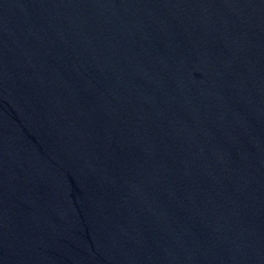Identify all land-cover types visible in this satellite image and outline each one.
Returning <instances> with one entry per match:
<instances>
[{"label": "water", "instance_id": "obj_1", "mask_svg": "<svg viewBox=\"0 0 264 264\" xmlns=\"http://www.w3.org/2000/svg\"><path fill=\"white\" fill-rule=\"evenodd\" d=\"M0 264H264V0H0Z\"/></svg>", "mask_w": 264, "mask_h": 264}]
</instances>
